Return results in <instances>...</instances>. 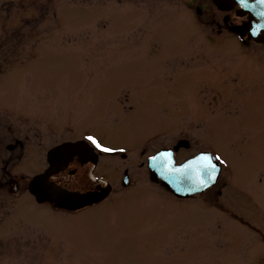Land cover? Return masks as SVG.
I'll return each instance as SVG.
<instances>
[{
	"label": "rangeland",
	"instance_id": "rangeland-1",
	"mask_svg": "<svg viewBox=\"0 0 264 264\" xmlns=\"http://www.w3.org/2000/svg\"><path fill=\"white\" fill-rule=\"evenodd\" d=\"M188 6L212 18L211 0H0V26L16 27L18 42L0 88H17L20 108L33 94L35 110L61 112L117 150L97 149L96 173L112 188L80 210L53 209L25 187L0 189V264H264L262 43L225 45L232 33L201 24ZM231 9L216 8L217 21L244 16ZM0 37L15 42L6 29ZM238 50L252 55L251 101L219 94L216 59ZM190 129L199 135L191 152L208 134L220 157L209 202L173 199L146 167L147 154ZM27 164L0 159V179L21 170L29 178Z\"/></svg>",
	"mask_w": 264,
	"mask_h": 264
},
{
	"label": "flooded vegetation",
	"instance_id": "flooded-vegetation-1",
	"mask_svg": "<svg viewBox=\"0 0 264 264\" xmlns=\"http://www.w3.org/2000/svg\"><path fill=\"white\" fill-rule=\"evenodd\" d=\"M188 8L190 10H193V12H195L200 18H203L201 24L210 25L211 23H213V30L215 32L219 34L223 31H227L228 33L231 32V40L227 41L225 45H231V43H235L237 46H234V48L239 49L243 45H249L252 43V41H254L248 36V30L244 26V23L248 19L247 16H240L238 17L239 20H235L232 17L229 19L227 16H223L221 18V21H217L214 15L216 7L212 0V18L210 19L206 11H203L201 7L196 6L195 9H192L191 6H188ZM237 8L238 7H234V9L231 10L236 11ZM5 29L6 31L11 33V40L15 42L12 43L11 41L12 44L7 45L6 43L8 41H4L0 37V69L1 66H3V63L12 61L13 58H17L16 45L18 42L14 40V38H16L17 36V28L9 25L0 26V34H2ZM261 46L264 52L263 44H261ZM249 52L250 51L238 50L232 52L231 57H227L221 60L216 59V61L218 60L219 62L217 63V73L219 94L221 98L224 95V91L239 90L243 93L241 95V98L243 97L242 99H246L245 96H248L251 101L252 93H250V91L252 89V85L254 84V72L251 69L252 55L250 54L251 56H249ZM205 90L206 88H202L201 90V94L203 95V99L201 100L202 109L207 108L205 105H208V102H206L204 99L206 96ZM17 94V88H0V159L2 161L5 160L7 164L10 162L14 164L20 162L24 165V161H28L27 170L30 172L29 178L25 175V171L21 170L18 171V173L21 174L20 176L8 175L7 177L2 178L3 180L0 179V189L5 188V190L11 192L12 194H17V192L22 191L24 187L28 190L32 177L43 172L49 166L47 155L52 148L64 142H73L80 139H86L87 137L83 135L81 131V124L78 123L77 120L74 119L73 121L68 122L61 112L56 113L54 111H51L53 113L52 114L45 105H42L40 108H37L38 110H35L34 105L36 104L32 102V100H29L34 97L33 94H30L27 100V106L20 108L18 101H16L18 99V97H16ZM227 104V102L223 101L222 107L226 108L228 106ZM196 127L197 126H195V128ZM198 136L199 135L196 130L193 131V129H190L189 132L185 133V137L179 138L175 144L162 145L158 149L147 154L146 167L150 172L149 178L152 180L151 176L153 175V173L149 169L148 158L158 151L170 150L175 163H181L186 159L195 157L198 154L210 152L207 147L208 134L205 135L206 138L202 139L203 143L199 144L198 147L191 152V144L193 141L198 140ZM88 142L91 144L90 141ZM188 149H190L189 151L191 153L188 154L187 157L178 161L179 154L182 151ZM93 150L97 156L95 165L93 167V173L97 177H103L96 173V167L101 156L100 151L98 152L95 147H93ZM106 153L108 155H115L117 153V150ZM119 155H121V157L125 156L124 153H120ZM4 167H6V164L4 165ZM125 175L128 178V183L130 182L128 172L125 169L121 178L122 185V179ZM103 178L106 179L105 177ZM152 182L164 186L167 193L172 195L173 199L178 200L192 199L194 197H204L212 186L211 185L209 187H206L204 190L186 197H178L166 187L161 179H153ZM127 186L129 185L127 184L123 187ZM203 201L209 202V198L204 197Z\"/></svg>",
	"mask_w": 264,
	"mask_h": 264
},
{
	"label": "water",
	"instance_id": "water-1",
	"mask_svg": "<svg viewBox=\"0 0 264 264\" xmlns=\"http://www.w3.org/2000/svg\"><path fill=\"white\" fill-rule=\"evenodd\" d=\"M213 2L221 10H229L234 5H238L240 9L236 13L239 16L248 15V21L244 26L248 28L249 37L264 45V16L258 15L264 11V5L256 3V0H245L247 7L242 5L239 0H213ZM160 152L170 153V157L167 158L171 162L170 167L180 170L165 169L161 163L165 158L158 157L155 161L149 158L148 166L153 173L151 178L152 180L161 179L174 195L186 197L200 192L216 182L220 164L212 153L205 152L215 165V168L211 169L214 176L211 179L204 176L207 186H201L190 170L181 167L194 157L176 164L170 150H162L157 153ZM157 153L151 157L156 156ZM96 158L93 147L86 140L64 142L48 152L49 166L42 173L32 177L28 190L37 202H48L55 209L75 211L92 205L102 200L111 190V185L104 178L96 177L93 174ZM122 183L123 185L128 184L126 175L122 179Z\"/></svg>",
	"mask_w": 264,
	"mask_h": 264
},
{
	"label": "snow or ice",
	"instance_id": "snow-or-ice-1",
	"mask_svg": "<svg viewBox=\"0 0 264 264\" xmlns=\"http://www.w3.org/2000/svg\"><path fill=\"white\" fill-rule=\"evenodd\" d=\"M239 2L247 7L248 5L245 3V0H239ZM256 3L264 5V0H256ZM258 15L264 16V11L258 13ZM88 141L91 142V144L96 148L103 152H111L116 151V149L108 148L105 145L101 144L95 137L89 135L86 137ZM120 151H123L122 149ZM158 157L165 158L161 161L163 167L165 169L171 170V171H179L180 169H175L170 167V160L167 158L170 157V153L168 152H160L157 153L156 156L150 157L151 160L155 161ZM216 160H220V157L217 156ZM184 169L190 170L196 177V180L201 186H207L206 181L203 178L204 176H207L209 179H211L214 176V172L211 171V169L215 168V165L212 163L211 157L206 153H201L199 156L194 157L193 159L187 161L183 166H181Z\"/></svg>",
	"mask_w": 264,
	"mask_h": 264
},
{
	"label": "bare ground",
	"instance_id": "bare-ground-1",
	"mask_svg": "<svg viewBox=\"0 0 264 264\" xmlns=\"http://www.w3.org/2000/svg\"><path fill=\"white\" fill-rule=\"evenodd\" d=\"M219 175V174H218Z\"/></svg>",
	"mask_w": 264,
	"mask_h": 264
}]
</instances>
